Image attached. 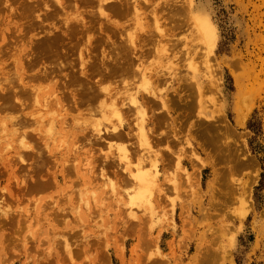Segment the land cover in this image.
<instances>
[{
  "label": "rangeland",
  "instance_id": "1",
  "mask_svg": "<svg viewBox=\"0 0 264 264\" xmlns=\"http://www.w3.org/2000/svg\"><path fill=\"white\" fill-rule=\"evenodd\" d=\"M237 261L264 264V0H0V264Z\"/></svg>",
  "mask_w": 264,
  "mask_h": 264
},
{
  "label": "trees",
  "instance_id": "2",
  "mask_svg": "<svg viewBox=\"0 0 264 264\" xmlns=\"http://www.w3.org/2000/svg\"><path fill=\"white\" fill-rule=\"evenodd\" d=\"M256 113L257 112L255 111L254 114L250 117V119L247 122V128L250 129L254 133V136L251 137L249 140V147L253 153L259 152L261 150L260 144H254L256 136L259 135V133H261L260 122H259V119ZM257 189L258 188H256V190ZM237 264H240V263L237 261Z\"/></svg>",
  "mask_w": 264,
  "mask_h": 264
},
{
  "label": "bare ground",
  "instance_id": "3",
  "mask_svg": "<svg viewBox=\"0 0 264 264\" xmlns=\"http://www.w3.org/2000/svg\"><path fill=\"white\" fill-rule=\"evenodd\" d=\"M197 15H198V16H196V18H198V19L200 20V26H201V28H202L205 32L210 31V30H209V26L207 25L206 21H205L201 16H199V14H197ZM200 15H201V14H200ZM205 18H206V17H205ZM207 22H208V21H207ZM208 23H209V22H208ZM199 32H200V31H199ZM205 35H207V34H205ZM131 101H132V104H134V106H137V105H136L137 102H136V100H135V97H133V98L131 99ZM115 109H116V108H115ZM136 109L138 110V113H139V115H140V114L142 113V107L139 106V107H137ZM137 110H136V111H137ZM115 111H116V110H115ZM243 117H244L243 115H240L239 118H240V119H243ZM139 129H140V128H139ZM97 130H98V129H97ZM142 131H143V130H142ZM141 135H144V132H143V133L141 132ZM21 136H22V135H21ZM112 136H113V135H112ZM145 140H146V139H145ZM146 143H147V142H146ZM125 156H126V155H125ZM141 160H142V159H141ZM143 160H144V159H143ZM143 160H142V161H143ZM227 160H228V159H227ZM125 163H126V162H125ZM126 164H127V163H126ZM144 176H145V175H144ZM135 178H137L139 181H143L142 174H141V175H140V174H139V175L137 174V175L135 176ZM139 181H138V182H139ZM139 186H140V185H139ZM143 186H144V185H143ZM141 188H142V187H141ZM143 191H144V190H143ZM106 197H107V196H106ZM134 200H135V199H134ZM135 203H136V202H135ZM231 264H232V263H231Z\"/></svg>",
  "mask_w": 264,
  "mask_h": 264
}]
</instances>
